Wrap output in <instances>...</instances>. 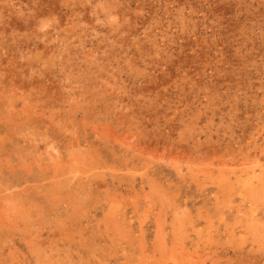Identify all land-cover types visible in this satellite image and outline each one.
<instances>
[{
	"label": "rangeland",
	"instance_id": "1",
	"mask_svg": "<svg viewBox=\"0 0 264 264\" xmlns=\"http://www.w3.org/2000/svg\"><path fill=\"white\" fill-rule=\"evenodd\" d=\"M0 264H264V0H0Z\"/></svg>",
	"mask_w": 264,
	"mask_h": 264
},
{
	"label": "bare ground",
	"instance_id": "2",
	"mask_svg": "<svg viewBox=\"0 0 264 264\" xmlns=\"http://www.w3.org/2000/svg\"><path fill=\"white\" fill-rule=\"evenodd\" d=\"M228 185V184H227ZM228 187V186H227Z\"/></svg>",
	"mask_w": 264,
	"mask_h": 264
}]
</instances>
